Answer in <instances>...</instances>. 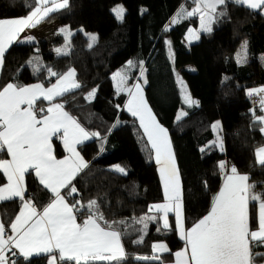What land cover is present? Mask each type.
<instances>
[{"label": "trees", "instance_id": "obj_1", "mask_svg": "<svg viewBox=\"0 0 264 264\" xmlns=\"http://www.w3.org/2000/svg\"><path fill=\"white\" fill-rule=\"evenodd\" d=\"M118 4L126 9L122 23L112 11ZM34 6L35 0H0V19L25 17ZM193 6L191 0H69L67 8L44 21L69 25L74 30L68 55L57 56L50 51L52 46L62 47L63 38L14 44L5 54L0 84L19 81L24 85L37 82L49 85L43 70L46 67L61 73L75 69L81 88L57 101L63 102L87 131L99 132L100 139L80 146L89 168L73 181L78 195L67 198L70 202L79 199L84 204L97 200L109 222H131L155 214L148 209L164 201L159 169L154 157L149 155L151 148L147 138L138 120L126 111L127 94H117L111 78L125 69L128 61L137 64L129 74L132 77L129 85L139 76L138 62L144 61L148 79L145 97L159 123L169 132L182 180L186 228H191L210 210L212 198L219 192L223 180L221 162H226L229 170L235 166L239 174L248 175L250 184L255 186L253 191L264 193V166L257 163L255 156L257 148L264 146V133L260 132L250 109L255 108L257 115L262 112L256 106L258 102L254 103V97L247 96L248 89L264 87V65L260 58L264 54V13L229 3L227 16L213 24L212 33H202L197 42L187 47L185 39L189 29L198 26L197 17L182 18L167 32L165 28L182 7L191 10ZM91 33L97 35L98 41L89 49L86 34ZM245 40L249 62L238 65L234 55ZM167 41H171V49ZM38 55L41 59L35 62L33 59ZM173 56L174 59L170 58ZM37 64L40 65L39 75L36 74ZM177 73L192 98L198 101V107L184 104L176 82ZM55 79L52 77L51 82ZM93 88L98 91L89 102L85 96ZM181 108L188 115L177 121ZM217 121L223 129V152L219 148L209 149L216 138L212 125ZM53 144L55 155L62 158L65 151L61 143L54 139ZM201 148L205 151L201 152ZM0 157L8 158L2 153ZM116 164L123 165L127 175L110 168ZM5 183L0 171V186ZM26 187V197L31 198L38 209L51 201V193L38 183L32 172L26 175ZM20 207L19 199L1 203L2 220L6 224L13 220ZM257 214L258 202H251L253 228L258 226ZM169 220L173 228L160 232L156 224H150L143 244L132 242L135 235L125 236L127 257L123 264H159V261L135 259L138 255H152V245L157 243H165L171 249L161 259L165 263L172 261V253L180 250L184 242L174 229L173 214ZM253 250L261 252L264 248ZM48 260L49 256H38L15 261L16 264H48ZM263 262L264 258L256 260V264Z\"/></svg>", "mask_w": 264, "mask_h": 264}, {"label": "snow or ice", "instance_id": "obj_2", "mask_svg": "<svg viewBox=\"0 0 264 264\" xmlns=\"http://www.w3.org/2000/svg\"><path fill=\"white\" fill-rule=\"evenodd\" d=\"M191 3L194 5L191 10L182 7L171 21L175 24L182 18H198L199 29L188 31L186 40L189 43L199 40L201 33L211 34L213 24L227 16L229 3L264 13V0H191ZM68 6L69 0H35L33 10L25 17L0 19V69L4 66L5 53L22 32L37 26L51 13ZM112 11L122 23L126 9L118 5ZM168 30L166 27L165 31ZM60 32L69 37L70 43V30L61 28ZM86 35L90 41L88 48L91 49L98 37L94 34ZM27 40L31 42L34 37H27ZM166 43L171 49V41ZM247 45V40L241 44V51L237 53L239 63L247 61ZM55 51L58 55L69 54L62 48H56ZM170 58L174 59V56ZM127 66L132 69L137 64L128 61ZM138 66L139 76L133 85H128L132 77L126 72L117 71L111 78L115 81L116 93L127 94L126 111L139 121V127L147 137L151 148L149 155L154 157L159 166L165 202L153 204L148 209L149 213L155 214L131 222L105 220L100 204L95 199L86 204L79 199L72 202L67 199L74 194L78 195L73 181L89 168L88 161L77 150V146L87 140L100 139V133L87 131L76 117L65 110L64 103L54 102L57 97L81 88L76 80L75 69L69 68L61 73L46 67L43 70L47 73L48 87L43 82L31 85L19 81L0 84V153L10 157H0V171L7 178V183L0 186V202L18 198L21 203L13 220L6 224L0 219V264H16L9 253L25 259L33 254L47 253L49 264H58V261L60 264H123L127 257L123 238L135 235L132 242L140 245L144 242L150 224H156L158 232L172 229L170 213L175 217L174 229L184 242L181 250L172 253L174 260L170 264H256L258 257L264 258V252L253 251L264 248V193L254 192L255 186L248 183L249 177L239 174L235 166L230 168V172H224L223 186L212 198L208 213L191 228L185 227L182 216V180L171 139L144 95L143 86L148 84L144 61H139ZM39 72L40 65L37 64L36 74L39 75ZM52 77L56 78L54 83L51 82ZM176 82L183 93L184 104L198 107V101L192 98L178 73ZM97 91L98 88H93L85 99L91 102ZM247 96L250 99L259 97V109L264 113V87L248 89ZM37 101H46L47 105L37 107ZM250 111L253 120L260 126V132L264 133V114L257 115L255 108ZM187 115L186 111L181 110L176 119L179 121ZM212 129L217 132V137L209 149L223 150L224 141L220 135L222 125L217 121ZM54 137L68 153L62 159L55 155ZM200 151L204 152L205 149L201 148ZM255 156L257 163L264 166V146L257 148ZM219 168L223 172L226 164L221 162ZM114 171L127 175L126 169L120 165H116ZM29 172L34 173L38 183L52 195L51 201L39 209L32 200L25 197L26 175ZM251 202H258L256 228L250 224ZM152 252V255H138L135 259L165 264L157 253H169L171 249L159 243L152 245Z\"/></svg>", "mask_w": 264, "mask_h": 264}, {"label": "crops", "instance_id": "obj_3", "mask_svg": "<svg viewBox=\"0 0 264 264\" xmlns=\"http://www.w3.org/2000/svg\"><path fill=\"white\" fill-rule=\"evenodd\" d=\"M62 10H64V9H61V10H59V11H62ZM59 11H56V12H59ZM256 11H259V10H256ZM56 12H53V13H51L50 15H52V14H54V13H56ZM49 15V16H50ZM48 16V17H49ZM48 17H46L45 19H47ZM21 18H23V17H21ZM12 19H16V18H12ZM45 19L40 23V24H38L37 26H35V27H33V28H29V29H26L24 32H22L21 34H20V38L16 41V42H14L12 45H14V44H36V43H38L39 42V40H41V39H46L47 41H49V42H53L54 40H56V39H60V38H63V36H62V33L60 32V29L61 28H65V27H63V25H61V24H59L58 23V25L57 24H55V22H44L45 21ZM173 20V19H172ZM171 20V21H172ZM49 25H53L54 27L52 28V30H51V32H50V36H47V33H45V30L48 28V26ZM198 26H199V23H198ZM197 26V27H198ZM196 27V28H197ZM172 29V28H171ZM187 36H188V34H187ZM27 37H34V40L33 41H31V42H29L28 40H27ZM195 40H193L191 43H195L194 42ZM185 44H186V46L187 47H189L190 45L189 44H187L186 43V39H185ZM242 44V43H241ZM241 44H240V46H239V48L241 47ZM11 45V46H12ZM10 46V47H11ZM9 47V48H10ZM9 48H8V50H9ZM239 48L237 49V51L235 52V60H236V62H237V64L238 65H245V64H247L248 62H249V51H248V45H247V53H248V56H247V61L246 62H243V63H239L238 61H237V53H239L238 51H239ZM7 50V51H8ZM7 53V52H6ZM5 53V54H6ZM262 57H264V54H262L261 56H260V58H261V61H262V63H263V65H264V59H262ZM191 70V69H190ZM1 73H2V69H0V78H1ZM145 87V86H144ZM255 101H257L258 102V105H256V106H258L259 107V97H254V102ZM41 104H43V105H47L45 102H43V101H37V107H39V106H41ZM66 108V107H65ZM262 114H264V113H262ZM54 139H56L55 137L53 138V142H54ZM92 140H94V139H92ZM92 140H87V141H85L84 143H87V142H90V141H92ZM59 141V140H58ZM60 142V141H59ZM61 143V142H60ZM83 143V144H84ZM83 144H81V145H83ZM61 145H62V143H61ZM81 145H78L77 146V150L78 151H80L81 152V150H80V146ZM65 151V150H64ZM222 152L224 151V148H223V150H221ZM68 155V153L65 151V155L62 157V158H64L65 156H67ZM82 155V154H81ZM57 157V156H56ZM58 158V157H57ZM62 158H58V159H62ZM6 159H10V157L8 156V158H6ZM223 163H225L226 164V162H223ZM158 166V165H157ZM222 171V170H221ZM224 172H230V170L228 169V167H227V164H226V169L222 172V175H223V180H224ZM1 173L3 174V172L1 171ZM4 175V174H3ZM242 175H246V174H242ZM248 176V175H247ZM5 177V176H4ZM5 179H6V183H7V178L5 177ZM223 180H222V184H221V188H222V186H223ZM5 183V184H6ZM248 183L250 184V181L248 180ZM4 184V185H5ZM3 185V186H4ZM251 185V184H250ZM220 188V189H221ZM220 191V190H219ZM218 194V193H217ZM25 197H26V192H25ZM16 199H18V198H16ZM26 199H30L31 200V198H27L26 197ZM68 199V198H67ZM14 200V199H13ZM5 202H7V201H5ZM70 202V201H69ZM165 202V201H164ZM163 202V203H164ZM1 203H3V202H0V204ZM249 212H250V206H249ZM18 214V213H17ZM16 214V215H17ZM171 214H169V216H170ZM0 219H2V216H1V211H0ZM79 222V221H78ZM122 242H123V240H122ZM124 244V243H123ZM125 247V246H124ZM184 247V246H183ZM182 247V248H183ZM181 248V249H182ZM180 249V250H181ZM254 251V250H253ZM261 252H264V250L263 251H261ZM163 254H165V253H157V255H159L160 257H162V255ZM38 256H49V254H47V253H38V254H33L30 258H33V257H38ZM9 257L11 258V259H13V260H16V259H18V258H24V257H22V256H19V255H16V256H12L11 255V253H9ZM30 258H28V259H30ZM173 260H174V257H173ZM172 260V261H173ZM171 262V261H170ZM170 262H167V263H165V264H170ZM48 264H49V260H48ZM58 264H60V262L58 261ZM263 264H264V262H263Z\"/></svg>", "mask_w": 264, "mask_h": 264}, {"label": "rangeland", "instance_id": "obj_4", "mask_svg": "<svg viewBox=\"0 0 264 264\" xmlns=\"http://www.w3.org/2000/svg\"><path fill=\"white\" fill-rule=\"evenodd\" d=\"M118 5H122V4H118ZM118 5H116V6H118ZM115 6V7H116ZM123 6V5H122ZM124 7V6H123ZM125 8V7H124ZM174 19V18H173ZM55 24H57L58 25V22H55ZM173 26H174V24L173 23H169L168 24V26H167V28L170 30L171 28H173ZM54 26L53 25H49L48 26V28L45 30V33H47V36H50V32H51V30H52V28H53ZM63 27H65V29H68V30H70V33H71V35H70V43H69V37L68 36H66V34H62V36H63V46L62 47H54V46H52L51 48H50V51L53 53V54H55V55H57V56H61V55H58L57 54V52L55 51V49L56 48H62V49H64L65 51H67V52H69V50H70V46H71V37H72V35L74 34V30H72L71 29V27L69 26V25H64ZM213 27V26H212ZM193 29H199V26L197 27V28H193ZM168 30V31H169ZM91 34H93V33H91ZM202 34V33H201ZM94 35H96V34H94ZM97 36V35H96ZM198 40H195L194 42H197ZM186 43L187 44H189V45H191V44H193V43H189L187 40H186ZM241 51V47L239 48V51L238 52H240ZM41 58H40V55H38L37 56V58H34L33 60L35 61V62H39V60H40ZM134 64H135V62H133ZM145 67V66H144ZM133 70V68L132 69H129L128 68V66L125 68V69H122V70H120L121 72H126L128 75L131 73V71ZM76 77H77V74H76ZM130 80V79H129ZM129 80H128V85H129ZM54 83V82H53ZM49 85H45V87H48ZM144 87V86H143ZM145 88V87H144ZM181 94H182V96H183V93L181 92ZM144 95H145V93H144ZM57 98H59V97H57ZM128 99V98H127ZM46 102V101H45ZM54 102H59V101H57V99H56V101H54ZM63 103V102H62ZM126 105V104H125ZM46 106V105H45ZM66 107V106H65ZM65 110L66 111H68L71 115H73L72 113H71V111H69L67 108H65ZM181 110H184V109H180L179 111H178V113H177V117L179 116V114H180V112H181ZM185 111V110H184ZM153 112V111H152ZM74 116V115H73ZM176 117V118H177ZM177 120V119H176ZM139 122V121H138ZM218 122H220V121H218ZM220 124H221V122H220ZM84 127V126H83ZM86 129V128H85ZM143 130V129H142ZM214 133H215V136L217 137V132H215L214 131ZM168 134H169V132H168ZM220 135H222V133H220ZM169 137H170V135H169ZM147 138V137H146ZM171 139V138H170ZM216 139V138H215ZM171 144H172V142H171ZM172 148H173V146H172ZM221 150V149H220ZM83 156V155H82ZM177 162V161H176ZM116 165H120V166H122V167H124L123 165H121V164H116ZM116 165H113V166H111L110 168L112 169V170H114V167L116 166ZM125 168V167H124ZM126 169V168H125ZM158 169H159V166H158ZM127 171V170H126ZM161 184H162V181H161ZM162 192H163V185H162ZM164 195V194H163ZM165 201V200H164ZM163 201V202H164ZM163 202H159V203H163ZM157 204V203H156ZM171 214V213H170ZM172 215V214H171ZM182 216H183V208H182ZM157 244H159V243H157ZM165 244V243H164Z\"/></svg>", "mask_w": 264, "mask_h": 264}, {"label": "built area", "instance_id": "obj_5", "mask_svg": "<svg viewBox=\"0 0 264 264\" xmlns=\"http://www.w3.org/2000/svg\"><path fill=\"white\" fill-rule=\"evenodd\" d=\"M254 103L256 104L257 102L255 101Z\"/></svg>", "mask_w": 264, "mask_h": 264}]
</instances>
